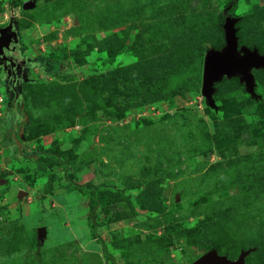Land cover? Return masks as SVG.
Returning <instances> with one entry per match:
<instances>
[{"label": "rangeland", "instance_id": "1", "mask_svg": "<svg viewBox=\"0 0 264 264\" xmlns=\"http://www.w3.org/2000/svg\"><path fill=\"white\" fill-rule=\"evenodd\" d=\"M222 15L264 53V0H0L28 63L20 145L6 103L0 119V264H192L207 247L264 264V69L256 98L238 77L216 84V109L201 85L166 96L116 80L159 83L221 50Z\"/></svg>", "mask_w": 264, "mask_h": 264}, {"label": "water", "instance_id": "2", "mask_svg": "<svg viewBox=\"0 0 264 264\" xmlns=\"http://www.w3.org/2000/svg\"><path fill=\"white\" fill-rule=\"evenodd\" d=\"M236 22V19L228 15L224 17V47L218 51H207L203 58L201 95L208 107L213 109H216L213 100L215 85L224 78L238 77L246 92L251 97L256 98L252 71L264 69V53L259 54L257 50H250L244 46L238 47ZM19 43L18 31L12 23L0 28V63L4 59L5 51L11 54V47H16ZM39 234L44 235L43 229L40 230ZM253 251L254 249L242 250L235 260H230L215 250H209L192 264H245V259Z\"/></svg>", "mask_w": 264, "mask_h": 264}, {"label": "trees", "instance_id": "3", "mask_svg": "<svg viewBox=\"0 0 264 264\" xmlns=\"http://www.w3.org/2000/svg\"><path fill=\"white\" fill-rule=\"evenodd\" d=\"M233 3L234 1L232 2V4ZM225 16L226 15H222L223 18ZM202 63H203V57L197 54L190 63L179 67L174 72L166 74L163 77L161 82L148 84L146 86L138 85L134 81L122 80L118 77L116 78V80H120V82L123 85L124 84L134 85L136 88H139V89L145 88V90L150 93H159V94L166 95V96L173 90H176L181 87H185L186 89L190 91H196L199 89L201 85ZM5 103H6V100H5ZM13 105L14 104H11V106ZM6 109H7V114L5 116V120L3 124V131L5 133L6 138L11 144L20 145L21 144L20 132H21V128L23 127L22 119H17L18 118L17 114L16 115L11 114L10 105L7 104ZM43 154L54 158L64 168L65 173L67 175V173L70 170V166L68 163H66L62 158H60L58 155L54 153L44 152ZM40 155L41 153H36V154L35 153H31V154L24 153V157L26 158L33 157L34 162L39 161L38 158ZM68 179L69 178L67 177V180ZM71 185L76 188L81 187V186H77L73 184ZM91 191H93V188H91ZM166 217H167L168 222L171 223L172 217L170 215H167ZM196 237H197L196 235H193V236L184 235L182 237V242L180 244V247L186 248L189 246H198V243H194V240ZM209 250L210 248L207 247L206 251H209Z\"/></svg>", "mask_w": 264, "mask_h": 264}, {"label": "flooded vegetation", "instance_id": "4", "mask_svg": "<svg viewBox=\"0 0 264 264\" xmlns=\"http://www.w3.org/2000/svg\"><path fill=\"white\" fill-rule=\"evenodd\" d=\"M5 52L4 59H2L0 63V69H2L3 74V95L5 91L13 94L11 100H8L7 97L4 96L6 105L8 104L11 107V104H15L18 100L17 87L20 85V78L23 74V70L28 67V63L25 57L21 55L20 43L16 47H11V54H8L7 51ZM35 65L33 67H35Z\"/></svg>", "mask_w": 264, "mask_h": 264}, {"label": "built area", "instance_id": "5", "mask_svg": "<svg viewBox=\"0 0 264 264\" xmlns=\"http://www.w3.org/2000/svg\"><path fill=\"white\" fill-rule=\"evenodd\" d=\"M4 107H5V99L3 98V96H0V119H1V115H2V110L4 111ZM6 116V113H5Z\"/></svg>", "mask_w": 264, "mask_h": 264}]
</instances>
